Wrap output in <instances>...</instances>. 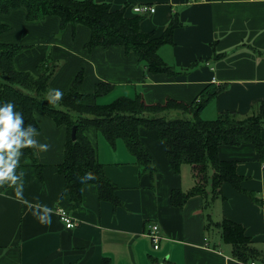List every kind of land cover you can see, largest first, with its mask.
I'll use <instances>...</instances> for the list:
<instances>
[{
	"label": "crops",
	"instance_id": "1",
	"mask_svg": "<svg viewBox=\"0 0 264 264\" xmlns=\"http://www.w3.org/2000/svg\"><path fill=\"white\" fill-rule=\"evenodd\" d=\"M95 1L124 10L128 18L140 16L133 10L137 5L154 6L155 12L142 14L140 23V29L154 37L176 19L173 42L158 51L176 74L149 71L121 46L87 48L90 32L86 27L80 25L74 33L71 27L60 31L56 17L28 22L22 8L0 12V23L10 27L1 41L30 47L16 57L17 69L36 72L47 56L58 64L49 82L53 91L63 87L67 92L79 73L82 94H93L98 83L112 84L107 95L87 100L98 104H102L99 99L114 101L136 94L149 104L167 99L189 104L213 83L222 90L200 113L207 121L222 112L246 117L264 102V0ZM167 114L191 117L182 111ZM35 117L40 128L33 140L42 176L29 160L20 179H13L16 165L9 175L0 176V264H244L233 257L232 247L215 225L224 219L241 224L252 246L264 252V161L253 145L219 147L222 161L236 162L244 191L225 182L221 197L209 205L205 195L197 194L175 206L172 191L189 193L196 181L189 164L183 163L178 173L173 171L154 130L140 131L154 161L150 173L137 165L122 140L112 147L101 133L90 129L86 135L105 176L117 187L120 205L101 200L98 187L86 183L81 204L74 206L62 196L66 182L58 168L64 162L68 129L40 112ZM261 138L264 144V130ZM17 148L13 145L16 152ZM7 151H0L5 160ZM57 207L79 225L67 229ZM155 223L162 237L156 250L146 236ZM262 258L255 264H264Z\"/></svg>",
	"mask_w": 264,
	"mask_h": 264
},
{
	"label": "trees",
	"instance_id": "2",
	"mask_svg": "<svg viewBox=\"0 0 264 264\" xmlns=\"http://www.w3.org/2000/svg\"><path fill=\"white\" fill-rule=\"evenodd\" d=\"M26 11L28 22H40L48 17L60 21V31L71 27L73 33L78 26L86 27L90 38L87 48L100 46L109 49L121 46L126 54H135L139 62L145 63L151 72H164L170 76L176 72L160 57L161 46L173 42V31L178 21L172 19L164 33L154 37L140 29L141 16L128 18L124 10H114L109 3L95 0H0V12L7 14L13 9ZM10 27L0 23V107L11 101L13 112L19 113L21 124L18 129L21 144L17 148L15 179H20L22 168L29 160L40 178L42 168L38 163L33 136L39 131L35 114L40 112L56 125L66 126L67 142L64 148V162L58 166L66 185L64 197L70 198L74 206L82 202V188L86 183L98 187L101 200L113 206L120 201L115 191L116 185L104 174V166L99 162L97 152L86 132L96 129L106 141L114 147L117 140H122L127 150L136 159L137 165L150 173L154 172L153 157L143 144L140 131L154 130L161 142L169 164L175 173L183 163L189 164L196 184L189 193L173 190L171 201L175 206H182L188 197L205 195L207 205L221 197L222 185L227 182L236 190H241L243 176L236 173V162L222 161L219 147H238L250 144L255 147L260 159L264 161V144L261 138L264 130V102L259 103L251 115L240 117L238 113L222 112L215 119L202 120L200 113L207 107L222 86L207 84L192 103L167 99L164 103L149 104L141 94L135 97H118L108 104L88 103L90 97L97 99L111 92L113 85L101 82L96 85L93 94H82L79 86L82 74L76 77L71 88L62 96L50 88V80L58 64L44 57L37 66V71L19 70L15 66L16 57L29 46L4 43L1 36ZM170 111H182L191 117H168ZM76 126V141L71 139V132ZM12 135H17L13 133ZM32 141L29 146L24 141ZM209 187V191H207ZM222 233V239L232 247L233 257L248 264L263 257L264 252L252 246L243 226L224 219L215 223ZM102 264H106L103 262Z\"/></svg>",
	"mask_w": 264,
	"mask_h": 264
},
{
	"label": "clouds",
	"instance_id": "3",
	"mask_svg": "<svg viewBox=\"0 0 264 264\" xmlns=\"http://www.w3.org/2000/svg\"><path fill=\"white\" fill-rule=\"evenodd\" d=\"M65 94V89L60 87L57 90V96H62ZM3 104V103H0ZM13 103L8 101V103L0 107V151H7V160L3 156H0V164L3 165V168L0 169V176H7L12 172L13 167L17 164V161L13 159L17 155L13 145L17 147L20 146V135L23 133H18L19 126L21 124V117L19 113L13 112ZM17 133V135H12ZM47 143V142H46ZM32 144L31 140L26 139L24 141L25 146ZM43 147V146H42ZM15 179V177H13Z\"/></svg>",
	"mask_w": 264,
	"mask_h": 264
},
{
	"label": "built area",
	"instance_id": "4",
	"mask_svg": "<svg viewBox=\"0 0 264 264\" xmlns=\"http://www.w3.org/2000/svg\"><path fill=\"white\" fill-rule=\"evenodd\" d=\"M133 10L136 14L139 15L144 13H153L155 12V7L147 4H142L135 6ZM56 210L60 216V220L63 224H65V227L67 229H71L79 225L78 222L62 207H57ZM146 236H148V238L150 239L153 249H158L162 239L161 235H159V225L156 223L151 225ZM249 264H255V262H250Z\"/></svg>",
	"mask_w": 264,
	"mask_h": 264
},
{
	"label": "water",
	"instance_id": "5",
	"mask_svg": "<svg viewBox=\"0 0 264 264\" xmlns=\"http://www.w3.org/2000/svg\"><path fill=\"white\" fill-rule=\"evenodd\" d=\"M76 126L73 127L72 132H71V139H73V141H76Z\"/></svg>",
	"mask_w": 264,
	"mask_h": 264
},
{
	"label": "rangeland",
	"instance_id": "6",
	"mask_svg": "<svg viewBox=\"0 0 264 264\" xmlns=\"http://www.w3.org/2000/svg\"><path fill=\"white\" fill-rule=\"evenodd\" d=\"M140 16L142 15V14H139ZM58 38H59V36H58ZM109 100V101H108ZM113 99H109V98H105V99H99V103H108V102H111Z\"/></svg>",
	"mask_w": 264,
	"mask_h": 264
}]
</instances>
